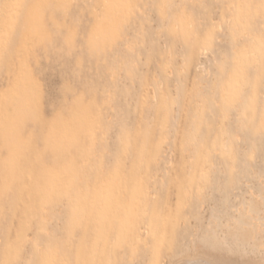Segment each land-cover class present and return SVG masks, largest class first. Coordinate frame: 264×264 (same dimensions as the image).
<instances>
[{"label":"rangeland","instance_id":"rangeland-1","mask_svg":"<svg viewBox=\"0 0 264 264\" xmlns=\"http://www.w3.org/2000/svg\"><path fill=\"white\" fill-rule=\"evenodd\" d=\"M186 255L264 260V0H0V264Z\"/></svg>","mask_w":264,"mask_h":264},{"label":"bare ground","instance_id":"bare-ground-1","mask_svg":"<svg viewBox=\"0 0 264 264\" xmlns=\"http://www.w3.org/2000/svg\"><path fill=\"white\" fill-rule=\"evenodd\" d=\"M11 1H12V0H11ZM9 6L11 7V6H12V3H11ZM10 7H9V8H10ZM4 12H5V11H4ZM2 15H3V14H2ZM12 20H13V19H12ZM4 22H5V21H4ZM212 247H213V246H212ZM212 247H211V248H212ZM205 248H206V247H205ZM205 248H204V251H206V250L208 249V248H207V249H205ZM211 248H210V250H208V251H209V252L212 251V255H213V253H214V249H215V248H213V250H211ZM215 250H217V248H216ZM208 251H207V252H208ZM199 254H200V253H199ZM208 254H210V253H208ZM216 254H218V251H217ZM204 255H205V253H204ZM212 255H211V256H212ZM218 255H219V254H218ZM221 255H222V254H221ZM190 256H192V255L190 254ZM190 256H187V255H186L185 257L188 258V257H190ZM201 256H202V255H201ZM208 256H209V255H208ZM222 256H223V255H222ZM194 257H195V256H194ZM209 257H210V256H209ZM212 257H214V256H212ZM225 257H226V256H225ZM183 258H184V257H183ZM206 258H208V257H206ZM206 258H205V260H206ZM210 258H211V257H210ZM210 258H209V260H210ZM215 258H216V257H215ZM215 258H214V259H215ZM219 258H220V257H218V259H219ZM229 258H230V256H229ZM234 258L237 259V257H234ZM190 259H191V258H188L187 260H186V258H185V260H184V259H180L181 261L184 260L183 263L180 261V262H181L180 264H195V263L192 262V260L194 261V259H192V260H190ZM201 259H202V258H201ZM201 259H200V261H201ZM221 259L223 260V258H221ZM225 259H226V258H225ZM235 259H234V260H235ZM240 259H241V260H238V259H237V260H235V261H233V262H232V261H230V262H226V261L223 262V261H224V260H223V261H222L223 263H221V264H264V260L256 261V260L251 259V258H244L243 256H241ZM203 260H204V259H203ZM211 260H212V258H211ZM215 260H217V259H215ZM178 261H179V260H178ZM196 262H197V260H196ZM176 263H177V262H176ZM178 264H179V263H178ZM201 264H202V263H201ZM205 264H218V262L216 263V262H214V261H210V262L208 263L207 260H206V263H205Z\"/></svg>","mask_w":264,"mask_h":264}]
</instances>
